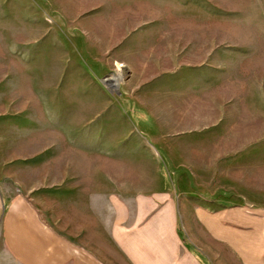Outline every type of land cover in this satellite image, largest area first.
<instances>
[{
  "label": "rangeland",
  "instance_id": "1",
  "mask_svg": "<svg viewBox=\"0 0 264 264\" xmlns=\"http://www.w3.org/2000/svg\"><path fill=\"white\" fill-rule=\"evenodd\" d=\"M0 180L105 263L264 264V0H0Z\"/></svg>",
  "mask_w": 264,
  "mask_h": 264
},
{
  "label": "crops",
  "instance_id": "2",
  "mask_svg": "<svg viewBox=\"0 0 264 264\" xmlns=\"http://www.w3.org/2000/svg\"><path fill=\"white\" fill-rule=\"evenodd\" d=\"M120 81L116 80L119 90ZM133 114L137 123H147L148 116L139 107L134 108ZM120 174L126 176L123 172ZM155 252L158 259L151 264H203L189 251L178 261H170L168 249L163 247ZM0 264L110 263L59 235L42 220L26 196L0 180Z\"/></svg>",
  "mask_w": 264,
  "mask_h": 264
},
{
  "label": "water",
  "instance_id": "3",
  "mask_svg": "<svg viewBox=\"0 0 264 264\" xmlns=\"http://www.w3.org/2000/svg\"><path fill=\"white\" fill-rule=\"evenodd\" d=\"M102 83L108 88L110 93L120 95L119 83L116 80L113 78H105L102 80Z\"/></svg>",
  "mask_w": 264,
  "mask_h": 264
}]
</instances>
